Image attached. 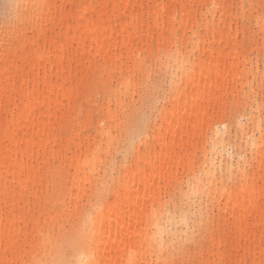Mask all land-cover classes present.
Masks as SVG:
<instances>
[{
	"label": "bare ground",
	"instance_id": "obj_1",
	"mask_svg": "<svg viewBox=\"0 0 264 264\" xmlns=\"http://www.w3.org/2000/svg\"><path fill=\"white\" fill-rule=\"evenodd\" d=\"M210 2L4 0L0 264H9L7 257L13 254L19 264H52L56 238L77 226V202L92 187L91 154L109 129L115 134L121 123L117 117L125 108L121 119L131 123L140 107L136 83H129V68L135 75L138 57L151 58L153 46L159 51L173 31L183 34L182 25L190 27L197 7ZM207 34V46L202 45L179 91L151 116L153 127L145 144L138 146L101 214L97 243L103 264H126L131 250L140 264H159L161 257L153 254L147 235L153 206L162 212L161 196L178 172L186 175L190 170L187 158L193 139L213 111L234 94L235 82L253 64L264 68L259 48L241 54L237 41H244V33L237 35L230 21ZM121 84L126 90L119 94L115 88ZM87 91L92 93L91 103ZM65 196L67 207L61 206ZM170 211L175 228L178 212L175 207ZM156 219L161 220L160 215ZM167 222L164 212L161 226ZM164 259L175 264H264V153L257 152L247 176L220 189L213 230L184 253Z\"/></svg>",
	"mask_w": 264,
	"mask_h": 264
},
{
	"label": "snow or ice",
	"instance_id": "obj_2",
	"mask_svg": "<svg viewBox=\"0 0 264 264\" xmlns=\"http://www.w3.org/2000/svg\"><path fill=\"white\" fill-rule=\"evenodd\" d=\"M229 21L237 35L243 30L244 41H237L241 54L247 55L249 48H259L264 53V0L259 4L249 0H233L231 4L212 0L197 7V15L189 18L190 27L182 25L183 34L173 31L159 51L153 46L151 58L138 57L135 75L129 68V83H136L140 107L131 123L121 119L128 111L125 108L117 117L121 123L115 134L109 129L106 140L91 154L88 168L92 187L77 202V226L56 238L57 255L52 264H103L99 259L97 225L111 193L140 150L138 146L145 144L153 127L151 116L179 91L183 77L199 58L202 45L207 46V33L215 34ZM125 90L123 84L115 88L119 94ZM85 96L91 103L92 93L87 91ZM108 107L111 109V105ZM121 107L117 106L118 112ZM103 127L108 128L107 123ZM192 143L187 158L190 170L186 169V175L178 172L174 184L161 196L162 212L153 206L147 235L151 237L153 254L161 257L159 264H175L164 257L184 253L213 230L220 189L227 190L247 176L257 152L264 153V68L253 64L247 75L240 76L234 94L201 125ZM53 198L60 199L55 195ZM69 203L65 196L61 206ZM172 207L178 212L175 228L171 226L175 221ZM164 212L168 222L161 226ZM157 215L161 220L156 219ZM126 264H140L135 250L127 253Z\"/></svg>",
	"mask_w": 264,
	"mask_h": 264
},
{
	"label": "rangeland",
	"instance_id": "obj_3",
	"mask_svg": "<svg viewBox=\"0 0 264 264\" xmlns=\"http://www.w3.org/2000/svg\"><path fill=\"white\" fill-rule=\"evenodd\" d=\"M257 1V4H259L261 2V0H256ZM229 4L233 3V0H229L228 1ZM4 0H0V17H1V12H3V8H4ZM2 21V19H1ZM8 23L7 22H4L3 23V26H7ZM1 26V25H0ZM4 28V27H3ZM2 26H1V30L3 29ZM239 40V39H238ZM250 53H255V51L253 50H250ZM82 104L84 105V101H82ZM3 257L2 255L0 256V258ZM7 257V256H6ZM10 257V258H9ZM9 257H7V259H9L10 263L9 264H19V259L17 257V255L13 254V255H10ZM3 264V263H2Z\"/></svg>",
	"mask_w": 264,
	"mask_h": 264
}]
</instances>
